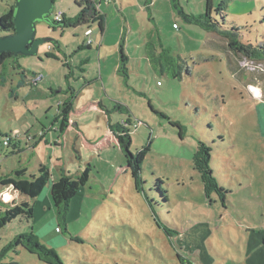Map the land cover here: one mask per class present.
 <instances>
[{
    "label": "rangeland",
    "instance_id": "374dc122",
    "mask_svg": "<svg viewBox=\"0 0 264 264\" xmlns=\"http://www.w3.org/2000/svg\"><path fill=\"white\" fill-rule=\"evenodd\" d=\"M93 1L105 15L104 35L97 24L60 29L41 21L36 39L50 41L37 55L19 57L26 79L12 60L0 69V177L18 167L27 168L26 178L36 176L40 161L51 181L61 174L75 179L91 167L65 221L56 216L48 185V204L28 200L32 218H17L0 230L3 263L46 264L24 245L12 250L18 236L32 231L63 264H196L190 261L200 263L198 253L205 264H264V101H256L264 97V61L234 54L224 40L194 24L191 17L205 13V0H178L183 15L173 0ZM211 1L214 10L225 2L224 28H239L242 42L264 45V0ZM9 3L0 0V15ZM57 11L70 19L79 9L74 0H55ZM213 40L223 47H208ZM121 43L126 78L115 71ZM164 52L174 67L162 73L149 57ZM69 89L75 93L69 115L76 125L68 120L61 132L56 122L48 146L26 147L42 126L55 124L71 98ZM160 114L183 127L182 137ZM116 124L130 130L131 153L149 147L142 187L108 138ZM5 135L16 138L20 150L3 146ZM198 141L211 147L210 166L224 202L218 193L204 192L193 168ZM145 196L154 201L161 224L178 235L167 237Z\"/></svg>",
    "mask_w": 264,
    "mask_h": 264
},
{
    "label": "trees",
    "instance_id": "16d2710c",
    "mask_svg": "<svg viewBox=\"0 0 264 264\" xmlns=\"http://www.w3.org/2000/svg\"><path fill=\"white\" fill-rule=\"evenodd\" d=\"M10 3L6 6L4 12L0 15V32L2 35H8L14 33V14H15V0H9ZM75 5L78 7L79 12L73 18H66L64 15L60 22H55L49 18L47 21L51 27H57L60 29L68 28H77L82 25L97 24L99 31L104 29V16L98 11L97 5L93 0H74ZM55 4V0H53ZM223 7V8H222ZM225 7V2H222L217 9H213L212 1L205 0V13L199 17H191L194 24L204 28L208 34H210L215 40L220 38L224 40L226 49H229L236 55L242 56L248 60L255 61H264V45L256 46L252 45L250 42H242L238 35L240 32L239 28L230 27V29L224 28L226 25L223 24L226 22L223 12ZM173 8L179 11L178 13L183 15L182 9L179 7L178 0H173ZM213 12H216L217 15L221 17V23L213 16ZM45 22V21H44ZM39 23L36 22L35 25ZM214 41V40H213ZM208 42L207 46L213 49H219L223 46L217 44V41ZM89 46V44H87ZM149 46V44L147 45ZM47 58H52L53 55L48 53L46 54ZM19 57H16L12 53H0V69H3L7 61L12 60L15 64L14 70H18L22 78H25V70L17 63ZM119 63L118 74L127 77L128 69V57L125 55L122 47V43L119 48ZM149 59L156 64L158 69L164 73V70L169 67H174L172 60L168 54H156V56H151ZM177 65V64H176ZM230 70L232 71L231 65H229ZM234 70V69H233ZM2 76L4 73L2 72ZM68 77V76H67ZM173 78H179L180 74L173 73ZM4 82V79H2ZM22 82V81H21ZM23 83V82H22ZM31 85V84H30ZM71 98L68 102L64 104L62 112L59 115V118L55 119V122L60 123V131L63 132V129L67 127L69 113L72 111V100L75 93L71 91ZM150 108L152 109L151 105ZM160 116L168 121L170 126L176 127L181 133L183 132V127L176 121H171L164 114ZM110 133L116 140L117 145L122 150L125 158V163L127 169L130 171L132 179L135 181L136 185L144 183L141 179V170L142 164L144 162L146 154L149 152V147L143 148L137 153L133 154L130 151L131 147V137L130 130L124 128L123 126L116 124L114 126L110 125ZM6 137L11 138V135H5ZM8 147L15 150L14 141L10 143ZM211 160V147L205 143L198 141L196 151L192 156V163L194 170L198 173L201 183L203 185L204 192L210 194L211 192H216L220 195L221 201L224 202L223 188L219 187L216 183V180L213 176V170L210 166ZM91 172V167L89 165L82 171L81 175L75 179L71 178L67 174H61L58 180L51 181V173L49 168L46 165H40L37 170L36 176H30L26 178V171L24 169H18L13 172L12 175L5 176L0 178V186L4 189L11 188L12 192L18 194L19 196H24L28 200L36 199L43 190L49 185L50 186V195L53 202V206L56 211V216L59 220L65 221V217L69 211L70 200L75 197L81 186L85 185L89 178V173ZM142 190V189H141ZM162 195V194H161ZM147 204L156 218L159 226L165 232L169 239H172V235H178V231H171L164 225L161 224V220L157 217V214L154 211V208L151 203L154 201L145 196ZM165 202H168V199L163 195ZM0 230L10 224L13 220L17 218H27L28 220L33 216V206L28 202L15 203L12 201L10 204L0 201ZM158 218V219H157ZM25 246L31 254L40 256L42 259H45L46 264H63L58 258L57 255L41 246L37 242V238L34 236L32 231H29L28 235L18 236L17 239L12 244V250L18 248L19 246ZM9 249V248H8ZM178 259L182 260V257L178 254ZM3 258L0 256V264L3 263ZM183 264V263H182Z\"/></svg>",
    "mask_w": 264,
    "mask_h": 264
},
{
    "label": "water",
    "instance_id": "95a60500",
    "mask_svg": "<svg viewBox=\"0 0 264 264\" xmlns=\"http://www.w3.org/2000/svg\"><path fill=\"white\" fill-rule=\"evenodd\" d=\"M14 7V33L0 35V53L35 56L39 47L50 41L36 39L35 23L49 20L54 12L53 0H15Z\"/></svg>",
    "mask_w": 264,
    "mask_h": 264
},
{
    "label": "crops",
    "instance_id": "0c3cea01",
    "mask_svg": "<svg viewBox=\"0 0 264 264\" xmlns=\"http://www.w3.org/2000/svg\"><path fill=\"white\" fill-rule=\"evenodd\" d=\"M98 9V8H97ZM107 10H110V7L108 6V9ZM98 11H99V9H98ZM101 13V12H100ZM63 15L65 16V14L63 13ZM103 15V14H102ZM104 16V29H103V31L101 32L100 31V34L101 35H104L105 34V31H106V28H107V24H106V22H105V15H103ZM83 48H87L89 51H91V49H92V44H89V46H87V44L86 45H84L83 46ZM48 49L49 50H51V48L50 47H48ZM97 49H98V47H97ZM99 60V59H98ZM119 59L117 58L115 61H117V63H116V66H115V68L117 69L118 68V61ZM104 62L106 63V60H104ZM101 63L99 64V68L101 69ZM115 69V71H117ZM26 77V76H25ZM99 78L100 79H102L103 80V77H102V75L100 74L99 75ZM110 78V76H108V77H106V80H108ZM26 79V78H25ZM89 82V81H88ZM90 83V82H89ZM35 86H37V84H35ZM69 92H70V89H69ZM78 99L76 98V100H75V102L77 101ZM256 101H264V97H262L261 99H259V100H256ZM75 104V103H74ZM75 106V105H74ZM93 106V104H89V107H92ZM88 107V108H89ZM262 108H264V107H262ZM75 111H76V108L74 109V111H73V113L75 114ZM68 120L70 121L69 122V126H75L76 124L73 122V114H70L69 115V118H68ZM68 125V124H67ZM56 127V128H55ZM57 132V123L55 122V124L54 123H52L50 126L48 125L47 127L46 126H42L41 127V129H40V131H39V133H38V141L37 140H30V139H28V137H26V139H28V140H30V141H28L29 143H25L26 144V147H28V145L30 146L29 147V149H36L38 146H39V144H41V143H43L44 144V146L46 147V146H48V143H49V141L47 140V135L50 133V134H53V136H54V133H56ZM67 132H70L69 131V129L67 128L66 129V133ZM27 136H29V135H27ZM109 139H112V141H114L115 143H116V140L114 139V137L112 136V134L110 133L109 134V137H108ZM16 141V140H15ZM53 142V144L54 145H56L57 146V142L56 141H52ZM20 146H21V143H19V142H17L16 143V146H15V148H18L19 150H20ZM40 165H46V164H44L43 163V161H40V163H39V165H38V168H39V166ZM47 166V165H46ZM18 169H24L25 171H26V173H27V168H25V167H18ZM18 169H15L14 171H16V170H18ZM38 170V169H37ZM5 176H9V175H3V176H1L0 178H2V177H5ZM56 181V180H55ZM45 190V192H43L42 194H40L36 199H34V200H32L35 204L36 203H39V201L41 202V205L42 206H44L45 204H48L47 202H48V190H46V188L44 189ZM4 188L3 187H1L0 186V195L1 194H3L4 193ZM9 196V195H8ZM9 198H10V196L8 197V200H9ZM7 201V200H6ZM13 201L15 202V203H20V202H28L29 203V201H28V199L27 198H25L24 196H19L18 194H16V193H14L13 192ZM4 203H8V202H4ZM8 204H10V203H8ZM32 205V204H31ZM33 206V205H32ZM33 211H34V206H33ZM261 244V243H260ZM260 244H258L257 245V247L259 248L260 247ZM196 257H199V260H200V263H199V261H198V259L197 258H193V260H191L190 262H193V263H196V264H205L204 262H203V259H201L202 258V255H201V253H198V254H196L195 255ZM263 257H264V254H263ZM258 261V260H257Z\"/></svg>",
    "mask_w": 264,
    "mask_h": 264
},
{
    "label": "built area",
    "instance_id": "2783aa9c",
    "mask_svg": "<svg viewBox=\"0 0 264 264\" xmlns=\"http://www.w3.org/2000/svg\"><path fill=\"white\" fill-rule=\"evenodd\" d=\"M53 21H55V22H60L61 21V19H62V16H63V13L61 12V11H57V12H53ZM86 34L87 35H90L91 34V31L90 30H88L87 32H86ZM41 80V77L40 76H37V77H35L33 80H32V84H37L38 83V81H40ZM16 138H14V139H12V138H8V137H6L4 140H3V142H2V145L3 146H6V147H8L9 145H10V143L12 142V140L14 141ZM1 161V160H0ZM5 191H4V193L3 194H1L0 195V199H2L1 201L2 202H8V203H11L12 201H13V192H12V189L11 188H6V189H4ZM6 195H9L10 196V198H9V200H5V196Z\"/></svg>",
    "mask_w": 264,
    "mask_h": 264
}]
</instances>
